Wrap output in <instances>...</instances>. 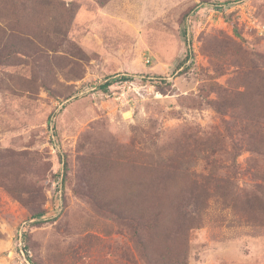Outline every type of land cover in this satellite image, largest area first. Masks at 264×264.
<instances>
[{
  "label": "rangeland",
  "instance_id": "374dc122",
  "mask_svg": "<svg viewBox=\"0 0 264 264\" xmlns=\"http://www.w3.org/2000/svg\"><path fill=\"white\" fill-rule=\"evenodd\" d=\"M46 1L0 0V264H23L24 249L37 264H143L122 214L149 193L145 179L157 184L150 193L183 197L204 195L207 175L226 180L235 208L210 195L187 230L165 208L158 232L167 243L155 233L150 254L264 264V154L248 149L245 131L223 126L241 115L242 77L252 66L264 72V0ZM69 2L73 18L58 29L57 5ZM115 74L128 79L97 88ZM251 101L246 114L257 118L264 103ZM10 187L24 202L26 188L37 190L42 219ZM107 200L114 212L100 209Z\"/></svg>",
  "mask_w": 264,
  "mask_h": 264
},
{
  "label": "trees",
  "instance_id": "16d2710c",
  "mask_svg": "<svg viewBox=\"0 0 264 264\" xmlns=\"http://www.w3.org/2000/svg\"><path fill=\"white\" fill-rule=\"evenodd\" d=\"M46 2H47L46 4H50L53 1L48 0ZM46 4H45L44 13H46L48 17L49 16L48 5ZM58 4L59 5H57V15L60 18V20H57L56 18L54 19V17H51V16L50 18L54 19L56 25L58 26V29L59 28L63 29L64 23H66L67 25L72 20L74 10L70 2L67 3V5H65L64 3H58ZM185 16L186 15L184 14L182 22H185ZM184 30L186 32L187 30L186 25H185ZM186 47H187V53L185 54L184 62L186 61V59L190 58V53H191V40L188 38L186 41ZM256 57L264 63V55L256 54ZM254 69H255V66H252V68L250 69L251 71L249 72L251 80L242 77V83H243L242 85L245 88V91L243 92L244 98H240L241 101L237 99L235 103L236 108L239 109V112L241 113V115L236 116L237 114L233 112L231 114V120L232 118L240 119L241 122L236 124V121H235V124H232L231 120H224L223 126L229 132L232 131L233 134H234V129H233L234 126L237 128V131L240 133L245 131L246 132L245 136L247 137L246 141L248 144V149H250L253 152L264 154V140L263 138H261V134L256 133L258 132L257 130L256 132H254L251 128L252 126L257 127L256 124L258 125L260 124L256 121L257 118L262 117V120L264 121L263 119L264 110L260 112L261 115L257 113L255 114L257 118H254L253 116L252 117L248 116L246 114V111L248 112L252 108V105H250L252 103L251 99L254 100V98H257L258 100H262L264 103V72H261V71L257 72ZM246 75L248 74H244V76ZM125 79H128L127 75H123V74L111 75V76H108L103 83L97 85V88L100 89L102 92H106L108 91L109 85H111L113 82L118 81V80H125ZM44 86L48 90V86L47 85H44ZM248 94H249V97H246L248 96ZM215 105H216L217 112L222 113L225 107H229L228 98L224 97L222 102L220 103L218 102ZM249 105L250 107L248 108ZM243 120L244 121L246 120V122H248V123L245 122L244 126H242ZM236 145H238V143H235V144L233 143V148L234 149L236 148L238 150L239 148H237ZM58 156L60 155L58 154ZM61 163H62L61 169L64 175L62 187L64 188L68 180V167H67L68 164L66 163V161H64V159H62ZM147 165L151 169L153 168L155 171H159L162 168L168 167L166 166V164L165 165L155 164L153 162H148ZM57 173L58 174H56V177L57 179H59L60 173L59 172ZM195 179H196L195 177H190L189 183L195 182ZM153 181L154 180L151 178H146L144 182L149 188V193L137 194L134 200L135 203L131 204L129 209L123 210L122 218L126 221V223H131V225L133 224V226L131 227V230H129V236L131 240L133 241L136 247V250L138 251L141 257L143 264H187L183 259H180V258H168L167 254L154 256L150 254L149 252L150 251L149 243H150V239H152L151 236H154L155 233L158 232L159 227L164 221V219L170 216V211L169 213H165L164 209L171 207V210L174 211L173 216L171 217L173 224L181 225L184 223L185 228L187 230L188 227H192L193 225L197 224L199 218H197V216L194 213L199 212L201 209H203L206 206L205 199L210 197V195L217 197V198L220 197L223 200L225 199L229 200L233 204L232 208H235L238 202L235 199L234 193L231 190L227 189L228 186L225 184L226 180L221 179L217 176L207 175L202 178L203 184L206 187L205 188L206 192L204 193V195L192 193V194H189L188 196L186 193L183 197H181L180 192L171 195L167 190L163 193L162 191L150 193V190L153 187L157 186V184L154 183ZM141 183H143L142 180H141ZM9 191L13 194L14 198L19 200L27 208V210L30 213L31 218L42 219L46 211L41 206V199H40L41 197L39 196V193L37 190H34L32 188L31 189L26 188L25 196H28V197L25 199L26 200L25 202L21 199L22 197L18 193V191L15 189V187H10ZM110 201L111 200H107V202L103 204L100 207V209L104 211L114 212V209L111 207L113 206L112 202ZM262 201H264V196L262 197ZM173 202L176 204H174ZM185 205L189 208V210L186 212L183 209ZM187 214L188 215L193 214L192 215L193 217L189 218ZM142 229L148 230L149 240L145 239V236L142 233ZM158 238L160 239V242L162 244L167 243L163 231L158 232L155 240L156 239L158 240ZM24 246H27L26 232H23V248H25ZM24 251H25V254L27 255L26 249H24ZM27 260L29 261L30 264H37L34 261V259H32L30 256L27 257Z\"/></svg>",
  "mask_w": 264,
  "mask_h": 264
},
{
  "label": "built area",
  "instance_id": "2783aa9c",
  "mask_svg": "<svg viewBox=\"0 0 264 264\" xmlns=\"http://www.w3.org/2000/svg\"><path fill=\"white\" fill-rule=\"evenodd\" d=\"M258 30H259L260 32H263V31H264V24L261 25V26H259V27H258ZM11 254H12V252L9 251L8 257H10ZM25 255H26V254L23 253V258H22L23 264H30L29 261L27 260V258H26Z\"/></svg>",
  "mask_w": 264,
  "mask_h": 264
}]
</instances>
